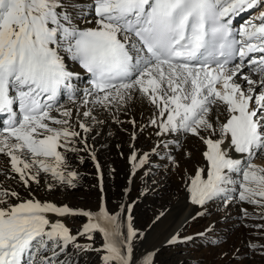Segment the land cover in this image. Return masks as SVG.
I'll use <instances>...</instances> for the list:
<instances>
[{"label":"snow or ice","instance_id":"1","mask_svg":"<svg viewBox=\"0 0 264 264\" xmlns=\"http://www.w3.org/2000/svg\"><path fill=\"white\" fill-rule=\"evenodd\" d=\"M253 9L258 14L234 26ZM138 103L152 113L146 124L131 115ZM111 124H130L132 141L145 127L155 130L149 152L138 155L130 144L133 174L152 156L168 171L182 170L173 153L183 149L182 137L195 138L204 163L186 186L198 215L216 203L226 215L239 205L242 223L264 220V166L255 163L264 157V0H0V156L9 165L0 167V264H81L86 253L98 254L100 264H156V251L137 253L130 207L113 214L102 202L92 212L38 200L32 191L42 173L49 191L76 189L80 176L68 154L95 161L89 136ZM191 156L183 151L185 160ZM8 179L32 198L4 187ZM48 214L87 223L73 234ZM214 231L210 225L197 236ZM194 240L177 233L168 243ZM246 247V254L234 248L219 257L234 264L264 258V243Z\"/></svg>","mask_w":264,"mask_h":264},{"label":"rangeland","instance_id":"2","mask_svg":"<svg viewBox=\"0 0 264 264\" xmlns=\"http://www.w3.org/2000/svg\"><path fill=\"white\" fill-rule=\"evenodd\" d=\"M255 11H257V9H255L253 12ZM248 17H246L245 20ZM62 99H65V103H66V98H62ZM101 140L102 139L91 138L89 139V143L94 148L99 144ZM106 143H108V145L105 148L103 155L107 156L108 154V157L110 159L108 157L107 159L111 161L110 164L112 165V167L109 166L108 169L107 168L105 169L104 165L102 164V160L100 162V157L98 158L96 156V160L93 161L90 158L89 153L86 152L68 154L74 169L75 170L79 169L77 170L80 176L79 185L78 188L76 189L63 188V187L62 189L63 190L69 189V191L71 190L70 192L72 193V198L70 200L72 202V205L74 204V206L77 209L98 210L100 209L101 203L104 201L103 203L106 204L110 210H113L115 214V213H119L122 207L128 208L129 206H131L130 204L124 206L122 205L121 197L123 196L126 184H128L131 178L129 177L130 175H128L124 171V162L121 160L122 158H121L120 148L115 143H112L108 139ZM79 146L81 147V145L78 144L77 147ZM147 147L149 148V145ZM118 158L120 160L117 161ZM5 159L6 158H3V161H0V166L2 165L1 167L8 169L9 165L7 164V160ZM152 159L153 156L151 157V164L149 165V167L152 168L156 167V169H158L159 168L158 164L153 163ZM97 163H99L100 165L99 169H97L95 166ZM255 163L256 164L258 163L257 164L258 166H260V164L261 166H263L264 157L255 160ZM130 168H131L130 172H133L131 166ZM43 175L44 174L42 173L41 184L39 186H37L35 183L32 184V188H36L35 190L38 191L37 197L40 199H45V200L47 199L46 201H50L56 204H62L64 198L60 197L59 194L57 193L55 194L53 192H51L52 193L51 194L43 190L45 185L44 183L46 181V178H44ZM101 177L102 180H104V183H101L102 182ZM149 177H150L149 182L151 181L157 183L159 182L157 172L152 171L151 173L149 171ZM179 178H181V175L177 174V176H175V178L172 179V182L178 184V181L179 180L181 181V179ZM12 180L13 179H11L10 181L14 183V186L11 189L19 192L20 195L22 196V192L25 191V186L22 183H20L18 180H13V181ZM170 186H171V182L170 184L166 183L165 185L160 187L159 192L149 193L145 198L142 197L140 192L136 191L134 194V197H136V201L138 202L137 208L141 206L138 214H135L132 206L130 207L131 215L133 216L132 225L136 230L141 229L140 230L141 233H139V231L137 230L138 234H140V239H138L135 242L137 253L141 256L143 255L144 251L147 250V247H145V245L148 246L150 244L151 242L150 238L153 236L152 233L154 231H157L156 226H158L162 220L161 210L163 208V205L166 204L170 199V196H172L173 188ZM137 195L139 198L140 197L141 198L139 199ZM11 202L15 203L16 201L13 199ZM71 202L68 203L66 202V204H69L71 207H73L71 205ZM248 206L249 205H245V207ZM236 207L239 208V205H236ZM248 209L250 212L252 211L251 206H249ZM225 210L227 209H225L222 205H219V210H216V213L209 215L208 217L204 218L202 221H199L200 223L196 222L195 224H193L194 226L192 227L191 226L185 227L180 235V238L182 239L183 237L193 236L195 237L194 242L190 244H183V243L177 244V246H175L173 250L171 248L161 250L159 257L155 258L156 264H234V261L230 259H220L219 253L221 251H227L231 253L232 252L231 250H233L234 248H239L241 254H246L249 251L248 248L246 247L248 241L251 240L254 242L258 241L260 243H264V238H261L258 235H254L257 232H264V229H257L255 227L245 226V225H249L250 224L249 221L251 220H254L257 223H253L250 225L264 224V220L250 219V220H245L242 223L241 214L239 211L240 208L239 210H237L239 211V215H234L235 213H230L231 219L229 220V218H227ZM220 215H224L225 217L224 216L219 217ZM216 218L220 220L218 230H216L214 233H210V232L206 233V237L197 236L198 233L205 232V230L208 229L210 225H217L216 222H212ZM86 219L87 218L82 216H71V217H66L65 218L66 221L62 220L61 222H63L69 229H71L73 234H76L85 225V223L87 222ZM210 241H223V243L221 246H217L210 243ZM80 242L87 243L84 237H80ZM102 243L103 242L101 240L100 235L97 234L95 246L99 247L100 244ZM213 248H216L218 254H216ZM84 260L85 262L83 264H100V257L96 253H90V254L87 253V255H85ZM242 264H264V258H261L258 254L251 256H243Z\"/></svg>","mask_w":264,"mask_h":264},{"label":"bare ground","instance_id":"3","mask_svg":"<svg viewBox=\"0 0 264 264\" xmlns=\"http://www.w3.org/2000/svg\"><path fill=\"white\" fill-rule=\"evenodd\" d=\"M252 13L253 14H251V15L258 14V10L255 11V12H252ZM243 22L244 21H242V23ZM79 86L81 88H84L87 85L81 82L79 84ZM65 104L69 108H73L74 107L72 105V103L69 102V101L67 102V100H66ZM151 114L152 113H151L150 109L146 105H143V104H140V103H138L136 105V107L134 108L133 112L131 113V115L137 120V122L139 124H146L147 120L151 116ZM120 119L128 120L129 116L122 115L120 117ZM124 128H127L128 131L127 132L123 131ZM133 131H134V129H133V127L130 124H124V125L111 124L109 127H106L101 132V134L99 136L95 137L97 139H102L99 142V144L97 143L98 145L96 147H94L95 154H96V156L98 158L100 157V162L102 160V164L104 165L105 169L106 168L108 169L109 166L112 167V165L110 164L111 161H109L110 158L108 157V154H107V156L103 155V153L105 151V148L108 145V143H106L107 139L110 140L112 143H115L120 148V153H121V158H122L121 160L124 162V171H125V173L130 175L129 177L131 178V180L128 182V184H126L123 196L121 197L122 198V205L124 206V205H129L130 204L133 207L135 214L139 213L140 207H141V206H139V208H137L138 207V202L136 201V197H134V194H135L136 191L140 192L142 197L145 198V197H147V195L149 193L159 192L160 191V187H162L166 183L170 184V182H171V186L170 187L173 188L172 196H170V199L168 200V202L163 205V208L161 210V214H162L161 218H162V220H161L160 224L158 226H156L157 231H154L152 233L153 236L150 238L151 239L150 244L148 246L145 245V247H147V250H145L144 253H143V255H145L148 252L156 251V253H157L156 257H159V254H160L161 250L170 249V248L173 250L174 247L177 246V245H170L168 243V241L170 239H172L173 236H176L177 233H179L181 235V233L183 232V229L185 227H190V226L192 227V226H194L193 224H195L196 222L202 221L204 218L208 217L209 215H212V214L216 213V210H219V205L216 204V203H213V204L210 205V207L208 209V214L198 215V213L201 212V209L199 208V206L192 204L191 201H190V196H189V193L187 191V186H186L187 176L194 175L195 171H196V168L198 166H203V163H204L203 157L201 155L202 151L204 150V146L201 145L198 141H196L195 138H193L191 136L182 137L181 138V143L183 144V149L187 150V151H190L192 153V156H191L190 160H185L183 158V149H179V150H177L176 152L173 153L174 155L177 156L178 159L181 160L182 170H180L178 172L168 171L167 170L166 161L161 160L157 156H153L152 162L155 163V164H158V166H159L158 169H156V167L152 168V167H149V165H145L144 168L136 170L135 173L133 174V172H130L131 163H130L129 157H130V154L132 152V148H130V144H132V143L135 144V147L137 149H139V153H138V155H139V154H143L145 152H149L151 147H152V145H153V142L157 139V137L154 135V131L155 130L150 128V127H145L143 132L139 133V135L137 136V139L135 141H132L131 137H130V133H132ZM109 132H111L112 134L108 135ZM89 139H91V135L89 136ZM148 145H149V148L147 147ZM107 157L109 159H107ZM3 158H5V157L0 156V161H3ZM118 160H120V159L118 158L117 161ZM260 161H261V159H260ZM258 163H260V162H258ZM260 166H261V164H260ZM116 168H117V166H116ZM184 169H186L187 175H185ZM77 170H79V169H77ZM149 171L151 173H152V171H155V172L158 173V180H159L158 183L154 182V181L149 182V178H150L149 177ZM177 174L181 175V178H179V179H181V181L179 180L178 184H175V183L172 182V179L175 178V176H177ZM43 177L46 178L43 190H45L47 193H51V192H53L55 194L57 193V194H59L60 197L64 198L63 203L62 204H57V205H63L64 203L66 204V202L67 203L71 202V200H70L72 198V193L70 192L71 190L70 191H69V189L68 190H66V189L63 190L62 187L61 188L60 187L59 188L56 187L53 190L49 191L46 188V182L50 178L48 176H46V174H44ZM3 180H4V178L2 176H0V181H3ZM10 180L11 179H8V180L4 181V187L12 188L14 186V183H12ZM101 183H104V180H102ZM35 189L36 188H32V191H33V194H34L35 198L38 199V200H41V201H46L47 199L45 200V199H40V198L37 197L38 196L37 195L38 191L35 190ZM22 197H24L26 199L32 198V196L29 195V193H28V191H26V189H25L24 192H22ZM137 197H138V195H137ZM67 205H69V204H67ZM71 205H72V202H71ZM72 206H73L72 208L77 209L74 206V204ZM131 206H129V207H131ZM230 207H231V212L230 213H235L234 215H239V211L240 210H239L238 207H236V206H234V207L230 206ZM107 208L109 209L108 206H107ZM83 210H89V211H92V212H98L99 211V209L98 210H95V209L94 210L93 209L92 210L91 209H83ZM237 210H239V211H237ZM110 212L114 214L113 210H110ZM225 212H227V210H225ZM48 215L53 220H59L60 222L62 220L66 221L65 220L66 217H55L53 214H48ZM223 216L224 215H220L219 217H223ZM227 218H229V220H230L231 219V214H228ZM215 220H213L212 222H216L217 223V225H214L215 226V231H216V230H218V227H219V224H220V222H219L220 220H218L217 218ZM249 222H250V224L257 223L254 220H251ZM140 230H138L139 233H141ZM155 232H157V233H155ZM214 232H210V233H214ZM213 249L216 252V254H218L216 248H213ZM211 251H213V250H211ZM243 253H244V251H243ZM85 255H87V253L84 254V256L81 258V264H83L85 262V260H84Z\"/></svg>","mask_w":264,"mask_h":264}]
</instances>
